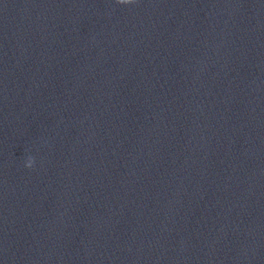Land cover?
<instances>
[{"label": "clouds", "instance_id": "1", "mask_svg": "<svg viewBox=\"0 0 264 264\" xmlns=\"http://www.w3.org/2000/svg\"><path fill=\"white\" fill-rule=\"evenodd\" d=\"M133 2H134V0H118V3H120V4H125V5H127V4H131V3H133ZM26 166L31 167V166H32V161L29 160V161H28V164H27Z\"/></svg>", "mask_w": 264, "mask_h": 264}]
</instances>
